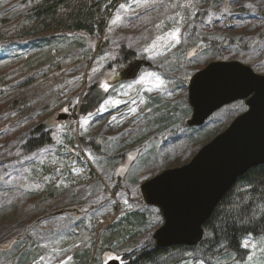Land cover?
I'll return each instance as SVG.
<instances>
[{
    "label": "rangeland",
    "instance_id": "obj_1",
    "mask_svg": "<svg viewBox=\"0 0 264 264\" xmlns=\"http://www.w3.org/2000/svg\"><path fill=\"white\" fill-rule=\"evenodd\" d=\"M44 1L0 0V264H78L91 250L94 264L126 263L164 222L140 202V186L187 164L247 110L236 102L201 127L184 125L189 79L208 64L236 61L264 75V0H123L97 38L51 29L24 37ZM95 86L102 103L83 117ZM43 123L52 145L26 155ZM262 241L243 240L244 260L179 247L157 263L264 264Z\"/></svg>",
    "mask_w": 264,
    "mask_h": 264
},
{
    "label": "water",
    "instance_id": "obj_2",
    "mask_svg": "<svg viewBox=\"0 0 264 264\" xmlns=\"http://www.w3.org/2000/svg\"><path fill=\"white\" fill-rule=\"evenodd\" d=\"M244 102L247 110L185 165L168 169L140 186L143 202L158 208L163 224L152 236L161 250L195 248L204 226L228 191L249 170L264 165V75L240 62L218 61L188 82L190 128L203 126L222 108ZM60 115L58 120H66ZM106 264H121L111 260Z\"/></svg>",
    "mask_w": 264,
    "mask_h": 264
},
{
    "label": "trees",
    "instance_id": "obj_3",
    "mask_svg": "<svg viewBox=\"0 0 264 264\" xmlns=\"http://www.w3.org/2000/svg\"><path fill=\"white\" fill-rule=\"evenodd\" d=\"M121 1L123 0H45L31 10L29 20L35 24V31L26 33L24 37L38 36L51 29L97 38L104 32L109 11ZM120 55L124 64L134 59V53L124 47ZM101 103L102 97L96 86L92 87L82 97L78 111L85 117L96 112ZM48 128L43 123L30 132L22 147L26 155L52 145V131ZM140 202L144 203L142 200ZM204 229V240L198 246L204 253L217 256L233 254L239 260L245 259L248 252L243 248V240L264 235V165L249 170L237 181L216 206ZM132 233V229L126 230L122 236ZM167 250L158 249L153 243L141 249L134 257L128 258L125 264H158ZM104 252L111 251L107 248ZM92 253V250L89 253L85 251L82 257L77 258L78 264H94L98 253L93 257Z\"/></svg>",
    "mask_w": 264,
    "mask_h": 264
},
{
    "label": "snow or ice",
    "instance_id": "obj_4",
    "mask_svg": "<svg viewBox=\"0 0 264 264\" xmlns=\"http://www.w3.org/2000/svg\"><path fill=\"white\" fill-rule=\"evenodd\" d=\"M116 21H113V23H115ZM262 243H264V241H262ZM245 247H248V244L246 243L245 244Z\"/></svg>",
    "mask_w": 264,
    "mask_h": 264
},
{
    "label": "flooded vegetation",
    "instance_id": "obj_5",
    "mask_svg": "<svg viewBox=\"0 0 264 264\" xmlns=\"http://www.w3.org/2000/svg\"><path fill=\"white\" fill-rule=\"evenodd\" d=\"M121 264H125V261H123Z\"/></svg>",
    "mask_w": 264,
    "mask_h": 264
}]
</instances>
